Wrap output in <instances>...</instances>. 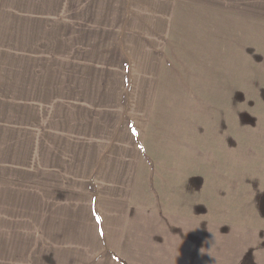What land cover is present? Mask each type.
Returning a JSON list of instances; mask_svg holds the SVG:
<instances>
[{
	"label": "rangeland",
	"instance_id": "obj_1",
	"mask_svg": "<svg viewBox=\"0 0 264 264\" xmlns=\"http://www.w3.org/2000/svg\"><path fill=\"white\" fill-rule=\"evenodd\" d=\"M46 8L44 0L37 4L0 0V115L11 102L39 99L47 84L50 92L52 87L59 89L54 76L48 77L47 65L62 56L61 20L28 14ZM107 9L102 0V14L109 18ZM48 11L60 12V6L51 5ZM179 13L169 31L173 34L161 38L163 43L149 45L150 49L158 45L163 52L149 54L154 68L146 71L135 64L129 83L102 78L99 88L101 104L108 103L104 99L109 96L110 108L119 111L115 120H125L117 131L128 129L117 135L131 145L129 162L136 176L133 215L138 228L131 234L139 240L147 230L148 248L155 250L157 240H165V257L171 256L174 264H191V256L195 264H205L206 255L230 253L242 246L240 238L244 245L254 239L253 229L247 226L262 221L252 212L251 197L257 185L259 190L264 187V180H259L264 178V0H183ZM124 39L96 36L92 42L112 45ZM126 40L135 50L144 38ZM144 56L138 52V60ZM120 92L122 96H117ZM134 96L144 100L135 102ZM206 174L223 180L206 181ZM210 183L213 190L208 191ZM238 185L245 187L238 189ZM240 191L249 196L245 207L235 203ZM209 195L213 196L210 204ZM238 208L248 211L237 212ZM194 225L210 231L206 245L205 229L203 237L190 235ZM126 245L120 246L114 264H135L122 254L139 256L135 253L141 245ZM37 248L35 263L40 264L44 245ZM244 258L252 264L250 256Z\"/></svg>",
	"mask_w": 264,
	"mask_h": 264
},
{
	"label": "crops",
	"instance_id": "obj_2",
	"mask_svg": "<svg viewBox=\"0 0 264 264\" xmlns=\"http://www.w3.org/2000/svg\"><path fill=\"white\" fill-rule=\"evenodd\" d=\"M40 1L29 0L31 4ZM105 1L107 11H111L109 18L102 14V0H44L46 13L28 12L31 17L44 14L61 20L62 56L47 65L51 70L48 77L54 76L59 89L52 87L50 92L47 84L46 92L37 95L39 99L11 102L7 110H1L0 261L36 264L37 245H44L39 252L40 264H98L97 256L101 258L99 264H114L120 246L130 244L141 246L135 253L139 256L122 254L127 262L165 264L167 260L174 264L171 256L165 257V240L158 239L159 249L155 250L148 248L147 230L139 240L131 234L138 228L133 215L136 176L133 162H129L131 145L117 135L128 129L117 131L125 120H115L119 111L110 108L113 100L109 96L104 99L108 103L101 104L99 86L104 82L102 78L119 85L129 83L135 64L146 71L154 68L149 54H158L162 49L158 45L150 49L149 45L163 43L161 38L173 34L169 31L175 26V16H180L183 0ZM51 5L60 6V12H49ZM176 21L179 30L180 19ZM102 22H106L103 27ZM96 36L125 39L102 45L92 42ZM132 37L144 38L135 50L126 40ZM142 51L144 59L138 60V52ZM142 98L133 97L135 102ZM205 180L223 179L206 174ZM206 187L213 190L212 183ZM256 192L251 197L252 212L262 221L254 220L247 226L253 229L254 239L244 245L240 238L242 246L233 252L206 255L205 264H239L245 256L252 258V264H264V187L259 190L257 185ZM236 196L237 206L245 207L249 196L246 198L241 191ZM207 197L208 204L212 203L213 196ZM204 229L206 245L210 232L206 233V226L194 225L190 235L203 237ZM55 245L56 250L52 248ZM228 246L235 248L230 242ZM194 258L190 257L191 264L196 263Z\"/></svg>",
	"mask_w": 264,
	"mask_h": 264
},
{
	"label": "trees",
	"instance_id": "obj_3",
	"mask_svg": "<svg viewBox=\"0 0 264 264\" xmlns=\"http://www.w3.org/2000/svg\"><path fill=\"white\" fill-rule=\"evenodd\" d=\"M250 263H251V261H250L249 258H244V259L240 262V264H250Z\"/></svg>",
	"mask_w": 264,
	"mask_h": 264
},
{
	"label": "clouds",
	"instance_id": "obj_4",
	"mask_svg": "<svg viewBox=\"0 0 264 264\" xmlns=\"http://www.w3.org/2000/svg\"><path fill=\"white\" fill-rule=\"evenodd\" d=\"M96 259H97V262L99 264V261H100L101 258L99 256H97Z\"/></svg>",
	"mask_w": 264,
	"mask_h": 264
}]
</instances>
